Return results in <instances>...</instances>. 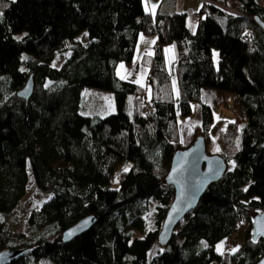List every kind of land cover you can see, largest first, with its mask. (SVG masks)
<instances>
[{
  "label": "trees",
  "instance_id": "trees-1",
  "mask_svg": "<svg viewBox=\"0 0 264 264\" xmlns=\"http://www.w3.org/2000/svg\"><path fill=\"white\" fill-rule=\"evenodd\" d=\"M195 12L190 25L186 11L150 13L142 0H0V215L24 195L27 166L30 182L50 194L27 214L29 233L0 220V250L23 251L4 264H255L262 256L264 239L252 238L251 223L264 211V3L208 0ZM140 33L156 35L153 53L141 58L147 88L116 73L119 62L132 61ZM170 44L180 115L200 105L193 134L207 146L211 132L215 154L232 168L160 246L173 197L163 179L173 152L189 144L180 140L165 63ZM29 76L25 100L16 91ZM83 87L110 92L115 110L86 114ZM203 87L232 94L233 120L213 121ZM143 94L150 113L142 111ZM150 200L154 227L143 232ZM89 214L95 220L88 229L61 240Z\"/></svg>",
  "mask_w": 264,
  "mask_h": 264
},
{
  "label": "rangeland",
  "instance_id": "rangeland-1",
  "mask_svg": "<svg viewBox=\"0 0 264 264\" xmlns=\"http://www.w3.org/2000/svg\"><path fill=\"white\" fill-rule=\"evenodd\" d=\"M260 1L264 3V0H260ZM170 3L171 0H164L163 3L164 7H166V4L170 6L171 5ZM175 5H176V10L186 11L188 13L186 21L188 24L193 25L195 23V20L190 19V12L198 9L199 6L201 5V2L199 0H176ZM83 35L85 36V32L78 35V38H81V36ZM153 41L154 38H150L149 35L140 34L139 39L137 40L136 43L134 54L132 56L133 60L130 63L119 62L118 64V73L120 74V76L123 75L126 76V78H130V79L136 78L141 81L143 80V78H145L144 73L141 71L142 69L140 67H137L134 62L137 60V55L140 52L141 48H144L145 46H148L150 48L154 44ZM166 49L167 51H166L165 63L167 70L170 74L174 101L176 103V117L180 130V140L182 145H186L187 143H191V141H193V139L197 136L193 134V130L195 126L199 125L200 123V105L194 102L192 103V112L189 116L182 117L180 115L177 106L178 87H177L176 73L174 70V65L177 60V52H176L177 48L175 44H171V46H169ZM169 49L171 51H169ZM214 53L217 54L216 50H212V58L213 61L215 62L217 59V55L214 56ZM68 54H69V50H67L66 52H62L60 54L58 53L56 58L52 61V65L55 67H59L62 60ZM120 65H123L124 67L120 68ZM207 91L213 92L212 98L210 97H209L210 99L208 98ZM143 95L144 97H146L145 94ZM80 96H81L82 105L84 107V112L88 115L97 114L103 116L115 110L114 103L111 94L109 92L91 87H83L80 90ZM204 98L206 100H211L209 102V105L211 106L212 109L213 121H216L218 119L230 121L235 118L236 112H234V110L230 107L232 102V94L230 92L227 91L220 92L218 90L207 88V90L204 91ZM209 136L210 138L208 140L206 150L209 154H215L218 150V146L215 143L214 135L211 132ZM228 168L230 169L232 168L231 163L227 165V169ZM26 170L29 181L27 180L28 182L25 185L24 195L17 203V205L9 213L0 215V220H7V222H9L10 227L13 230H23L24 232L29 233L28 226L26 224L27 214L31 209L37 208L41 203V201L48 198L50 194L45 191L44 193L42 190L36 188V186L32 184L33 181L28 166L26 167ZM154 203L155 202L153 200H150L148 203L150 208L146 213L143 214V219L145 223L143 232L147 231V229H152L154 227L153 224ZM218 247H219V251H218ZM155 249L156 246L152 244L150 249L148 250V258L151 257V255L155 252ZM215 249L218 253H222L224 250L222 243L220 242L216 244Z\"/></svg>",
  "mask_w": 264,
  "mask_h": 264
},
{
  "label": "water",
  "instance_id": "water-1",
  "mask_svg": "<svg viewBox=\"0 0 264 264\" xmlns=\"http://www.w3.org/2000/svg\"><path fill=\"white\" fill-rule=\"evenodd\" d=\"M258 25L264 32V22H259ZM32 90L33 82L29 76L23 86L16 91V95L26 100ZM226 167L227 164L220 155L209 154L206 151L203 135H197L191 143L173 152L163 179L165 183L173 187V197L157 234V243L160 246L168 243L179 221L196 207L203 192L222 176ZM94 220L92 214L78 219L61 232V240L68 241L82 233L90 227ZM251 224L252 238L256 239L260 236L264 239V211L254 213ZM70 232L72 235L69 237ZM22 252L20 248L0 250V264H4ZM255 264H264V253Z\"/></svg>",
  "mask_w": 264,
  "mask_h": 264
},
{
  "label": "crops",
  "instance_id": "crops-1",
  "mask_svg": "<svg viewBox=\"0 0 264 264\" xmlns=\"http://www.w3.org/2000/svg\"><path fill=\"white\" fill-rule=\"evenodd\" d=\"M175 1L176 0H171V5L169 6L168 4H166V7H164V0H142V4H143V7L145 8V5H146V3H147V7H148V12H150V13H154L156 10H161L162 12H169V11H178V10H176V5H175ZM153 4H155L156 5V7H155V9H154V12H153V10H152V5ZM197 10V9H196ZM196 10H194V11H191L190 12V14L191 13H194ZM180 11V10H179ZM141 34V33H140ZM140 34L137 36V40L139 39V36H140ZM150 36V38H154V43H155V40H156V35L155 34H151V35H149ZM137 40H136V43H137ZM154 45V44H153ZM153 45L149 48L148 46H145L144 48H141V50H140V52L138 53V55H137V60L134 62L135 63V65L137 66V67H140L142 70V72L144 73V75H145V78H143V80L141 81V80H139V79H136V78H133V79H130V78H125L126 80H129V81H132V82H134V83H137V81H140V83H137V84H140V85H142V86H144V87H146L147 88V78H146V76H147V73H148V67L141 61V58H142V56L144 55V54H146V55H149L148 53H153ZM169 46H171V44L170 45H167L166 47H165V57H166V51H167V49L166 48H168ZM135 47H136V44H135ZM135 47H134V50H135ZM146 48H148V49H146ZM134 50H133V54H134ZM176 52H177V50H176ZM132 60H133V58H132ZM119 64V63H118ZM118 64H117V66H116V73L120 76V74L118 73ZM138 64V65H137ZM143 67H142V66ZM121 77V76H120ZM126 77V76H125ZM145 81V82H144ZM146 90V89H145ZM205 90H207V88H201V90H200V98H201V102H203V103H205V104H208L209 105V102L211 101V100H206L205 98H204V91ZM146 92H147V90H146ZM209 92V93H208ZM110 93V92H109ZM111 94V93H110ZM207 95H208V98L210 97V98H212L213 97V92L212 91H207ZM112 97V96H111ZM209 98V99H210ZM215 100H216V97H215Z\"/></svg>",
  "mask_w": 264,
  "mask_h": 264
},
{
  "label": "built area",
  "instance_id": "built-area-1",
  "mask_svg": "<svg viewBox=\"0 0 264 264\" xmlns=\"http://www.w3.org/2000/svg\"><path fill=\"white\" fill-rule=\"evenodd\" d=\"M201 3H206L208 0H199ZM198 17L197 13H191L190 18L191 19H196ZM142 100V111L146 113H150L153 111V107L150 105V103L147 101L146 97L144 95L140 96ZM222 243V242H221ZM223 245V244H222Z\"/></svg>",
  "mask_w": 264,
  "mask_h": 264
},
{
  "label": "snow or ice",
  "instance_id": "snow-or-ice-1",
  "mask_svg": "<svg viewBox=\"0 0 264 264\" xmlns=\"http://www.w3.org/2000/svg\"><path fill=\"white\" fill-rule=\"evenodd\" d=\"M155 7H156V5L155 4H153L152 5V10H153V12H154V9H155ZM145 10L146 11H148L149 9H148V7H147V3H146V5H145ZM85 35H87V33H85ZM153 43H154V41H153ZM169 51H171L170 49H169ZM149 55H151V53H148ZM215 55H217V54H215L214 53V56ZM124 66L123 65H120V68H123ZM23 70V69H22ZM121 79H125L126 77L125 76H123V75H121V77H120ZM137 83H140V81H137ZM47 86V85H46ZM235 166V165H234ZM124 171H128V169L126 168V169H124ZM174 211H175V209H174ZM85 223H87V221H85ZM72 235V233L70 232V233H68V236L70 237ZM218 251H219V247H218ZM233 251H235V250H233Z\"/></svg>",
  "mask_w": 264,
  "mask_h": 264
}]
</instances>
